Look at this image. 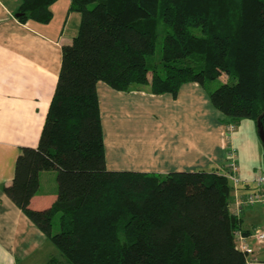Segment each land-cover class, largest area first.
I'll return each mask as SVG.
<instances>
[{
    "label": "trees",
    "instance_id": "trees-1",
    "mask_svg": "<svg viewBox=\"0 0 264 264\" xmlns=\"http://www.w3.org/2000/svg\"><path fill=\"white\" fill-rule=\"evenodd\" d=\"M56 1L21 0L17 18L48 23ZM70 9L80 22L62 46L38 143L20 148L3 188L64 259L48 264H246L235 232L250 231L230 210L232 185L221 171L106 167L96 88L148 86L175 97L195 82L225 124L248 118L264 128V0H71ZM50 170L56 199L32 209L39 175Z\"/></svg>",
    "mask_w": 264,
    "mask_h": 264
},
{
    "label": "crops",
    "instance_id": "crops-1",
    "mask_svg": "<svg viewBox=\"0 0 264 264\" xmlns=\"http://www.w3.org/2000/svg\"><path fill=\"white\" fill-rule=\"evenodd\" d=\"M20 2L0 0V264H48L54 257L61 261V254L3 188L13 179L20 148L38 143L62 46L77 33L80 14L70 9L71 0H57L51 6L50 22L22 23L17 18ZM96 89L109 170L165 175L224 169L225 118L202 85L184 83L175 97L142 88L118 91L101 81ZM239 159L238 151V164ZM241 171L242 178L250 179L247 166ZM54 177L55 170L40 173L39 188L29 204L32 209H45L54 202ZM229 206L233 212V192ZM240 219L242 228L250 232L264 229V204L245 206ZM251 243L254 249L246 264H264V244Z\"/></svg>",
    "mask_w": 264,
    "mask_h": 264
},
{
    "label": "built area",
    "instance_id": "built-area-1",
    "mask_svg": "<svg viewBox=\"0 0 264 264\" xmlns=\"http://www.w3.org/2000/svg\"><path fill=\"white\" fill-rule=\"evenodd\" d=\"M236 125L228 122L222 130V146L225 149L224 169L221 171L231 182L234 194L233 213L240 216L245 206L264 204V173L256 172L250 179H244L240 175L238 164V150L233 142V133ZM250 186L247 190L242 189ZM242 191H245L242 193ZM235 239L240 250L253 252V240L257 244H264V229H254L249 234H243L240 230L235 232Z\"/></svg>",
    "mask_w": 264,
    "mask_h": 264
},
{
    "label": "rangeland",
    "instance_id": "rangeland-1",
    "mask_svg": "<svg viewBox=\"0 0 264 264\" xmlns=\"http://www.w3.org/2000/svg\"><path fill=\"white\" fill-rule=\"evenodd\" d=\"M160 44L161 39L160 37L156 40V51L155 53L149 58L152 59V61L157 62L159 60L160 56ZM223 79H226V74L224 73ZM213 84H220L219 80H213ZM148 86H142V89L148 90ZM234 137V143L236 147L238 148V151L240 153V159H239V166L240 171L242 169V166H247L251 170V177L252 178L256 172L260 171L264 173V145L261 142L258 134H257V126L255 123L248 118L241 119L240 122L236 126V130L233 133ZM242 172V171H241ZM240 172V173H241ZM54 183H55V190H56V177H54ZM262 222V221H261ZM53 227L54 232L57 230V224L58 220L57 218L54 219ZM51 247H54L56 251L59 252V250L56 248V246L51 243ZM60 254V252H59ZM64 261V259L62 258ZM61 260V261H62ZM62 261V262H63ZM64 263V262H63Z\"/></svg>",
    "mask_w": 264,
    "mask_h": 264
},
{
    "label": "water",
    "instance_id": "water-1",
    "mask_svg": "<svg viewBox=\"0 0 264 264\" xmlns=\"http://www.w3.org/2000/svg\"><path fill=\"white\" fill-rule=\"evenodd\" d=\"M257 134H258L261 142L264 145V128H263L262 123L260 121L257 122Z\"/></svg>",
    "mask_w": 264,
    "mask_h": 264
}]
</instances>
